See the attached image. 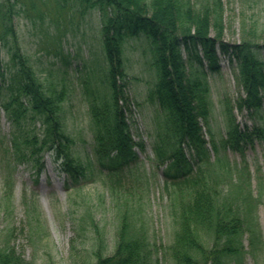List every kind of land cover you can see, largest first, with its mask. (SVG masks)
<instances>
[{
	"label": "trees",
	"instance_id": "obj_1",
	"mask_svg": "<svg viewBox=\"0 0 264 264\" xmlns=\"http://www.w3.org/2000/svg\"><path fill=\"white\" fill-rule=\"evenodd\" d=\"M62 1L65 0L56 2L60 5ZM75 1L83 5L84 11L96 9L100 18L109 94L91 95L88 108L93 128L92 159L100 174L118 187L120 171L137 162L135 149L144 152L143 142L134 141L127 121L133 105L127 93L123 55L124 41L143 34L157 72L148 94L154 109L149 135L155 158L167 162L162 172L164 189L172 195L170 210L175 229L165 252L170 264H227L229 257L240 253L242 236L252 234L250 219H245L238 197L227 188L217 191L187 176L193 166L200 170L211 152L217 157L213 165L227 167L229 163L218 155L221 150L243 156L264 141V44L257 41L260 34L249 29L236 43L223 41L221 0H203L199 5L192 0ZM21 2L30 8L35 5V0H0V91L1 84L8 81L9 93L0 108L12 128L3 152L13 156V163L37 164V175L44 166L42 154L47 153L68 183L77 185L87 178L92 161L83 164L72 156L74 142L61 121L65 94L38 80L29 58L20 49L13 20L19 13L15 7ZM2 52L12 71L8 78ZM220 59L236 65L241 92L232 101H222L226 129L220 142H216L209 124L212 103L206 76L207 72H219ZM233 111L246 113L252 125H240ZM28 119L39 123L40 133L27 128ZM204 130L211 138L210 145ZM236 184H230L229 189L236 192ZM11 185L5 177V201L11 196ZM180 185L185 191L177 197L174 190ZM119 203L120 226L111 254L102 255L101 233L91 223L98 243L91 250L94 264H158L153 246L144 233L134 228L129 201ZM203 235L209 236L211 246L201 242ZM14 248L6 238L0 245V264H24Z\"/></svg>",
	"mask_w": 264,
	"mask_h": 264
},
{
	"label": "rangeland",
	"instance_id": "obj_2",
	"mask_svg": "<svg viewBox=\"0 0 264 264\" xmlns=\"http://www.w3.org/2000/svg\"><path fill=\"white\" fill-rule=\"evenodd\" d=\"M56 1L35 0L33 8L22 2L16 5L19 13L13 20L14 29L20 49L29 58L38 80L65 94L61 121L74 142L72 156L83 164L88 160L92 164L86 171L87 178L73 185L47 153L42 154L44 166L38 175L37 164L13 163V156L3 152L12 128L0 108V245L8 238L24 264L82 261L94 264L91 250L96 249L98 243L91 223L101 233L102 255L111 254L116 242L115 232L120 226L116 205L127 200L134 228L144 233L153 246L157 263L170 264L165 251L173 238L175 225L170 210L172 195L164 189L162 175L167 162L155 158L153 138L149 135L154 109L148 94L157 80L151 50L143 34L139 38H127L123 43L127 93L133 105L127 121L134 141H142L145 147L144 152L135 149L137 162L120 171L117 187L100 174L91 151L93 128L89 99L91 95L109 92L99 13L96 9L84 11L83 5L75 0H65L60 5ZM192 2L199 5L203 0ZM221 3L223 41L236 43L242 33L254 29L260 34L257 41L264 44V0H221ZM1 59L4 67H8L5 74L8 78L12 71L3 52ZM220 60L219 72H207L206 76L212 103L209 124L216 142H220L226 129L222 101H232L241 92L236 65ZM7 86L8 81L1 84L0 105L9 96ZM233 112L240 125H252L246 113ZM261 116L264 117V110ZM26 125L35 134L41 132L36 121L32 123L28 119ZM204 133L210 145L211 138L205 130ZM218 155L229 163L227 167L213 165L217 157L211 152L201 169L193 166L187 177L202 180L201 184L217 191L227 188L238 197L245 219H250L252 234L242 236L240 253L229 257L227 264H264V141L243 156L223 150ZM5 177L12 184V188L8 187L11 196L7 201L3 199ZM230 184H236V192L229 189ZM174 191L180 197L185 188L180 185ZM227 199L233 201L232 197ZM208 238V235L202 236L205 246L212 244Z\"/></svg>",
	"mask_w": 264,
	"mask_h": 264
}]
</instances>
